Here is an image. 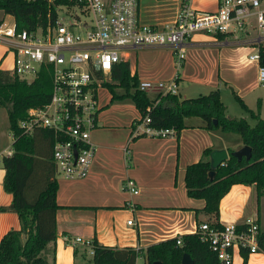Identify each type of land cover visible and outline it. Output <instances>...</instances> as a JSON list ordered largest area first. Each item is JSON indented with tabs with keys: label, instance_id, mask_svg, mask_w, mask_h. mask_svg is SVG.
Instances as JSON below:
<instances>
[{
	"label": "crops",
	"instance_id": "obj_1",
	"mask_svg": "<svg viewBox=\"0 0 264 264\" xmlns=\"http://www.w3.org/2000/svg\"><path fill=\"white\" fill-rule=\"evenodd\" d=\"M161 1L138 0L139 21L157 26L172 21L179 0H171L164 15L153 9ZM190 1L201 10L216 7V0ZM5 15L13 20L12 15L0 11V22L8 23ZM187 43L185 59L178 67L167 46L141 45L131 49L127 60L130 73L138 79L154 80H168L176 75L179 97L217 88L220 99L227 98L230 107L235 100L233 90L248 108L254 110L256 105L258 112L254 111L262 117L264 85L257 83L256 63L247 60V54L254 51L248 42L224 41L219 35L197 32ZM11 62L12 53L0 43V68L8 70ZM148 94L152 96L153 92ZM106 102H99L95 125L89 131L95 150L88 174L83 178H64L54 171L59 207L55 211L56 238L47 245V259L52 264H91L87 250L74 241L76 236L95 239L102 245L144 248L161 239L192 232L206 215L201 210L204 200L185 192V165L197 160L205 147L236 149L242 145L239 136L204 128L197 116L185 117V126L177 134L134 135V122L140 117L134 104ZM222 102L227 115L247 119L248 113L240 105V109L233 107L231 114L227 112L229 106ZM8 148L9 145L0 147V155ZM3 174L0 162V206L8 205L12 197L2 187ZM127 179L132 180L136 193L123 185ZM263 200L264 195L256 200L253 184L233 183L219 200L218 219L238 222L256 214L260 225L259 205ZM18 227L14 211L0 210V237L8 229ZM241 260L235 253L233 264H241ZM247 264H264V254H248Z\"/></svg>",
	"mask_w": 264,
	"mask_h": 264
},
{
	"label": "built area",
	"instance_id": "obj_2",
	"mask_svg": "<svg viewBox=\"0 0 264 264\" xmlns=\"http://www.w3.org/2000/svg\"><path fill=\"white\" fill-rule=\"evenodd\" d=\"M71 1L46 0L48 7H54V14L48 10L45 23L32 28L17 30L14 20L0 22V43L12 53L8 69L11 73L29 82L41 69L50 71L48 100L41 106L28 107L17 125L25 134L36 128L51 130L54 171L64 178H83L88 174L95 150L89 131L99 110L98 87L103 80H109L114 64L128 60L133 48L167 46L178 67L185 59L187 40L194 33L220 34L224 41H246L254 47L247 60L256 63L257 83L264 85V63L259 62L257 50L264 41V0H216L214 10H201L193 7L190 0H179L172 21L162 26L139 21L138 0ZM138 88L152 91L154 96L175 94L176 75L168 80L138 79ZM149 109L147 105L145 110ZM148 121V114L140 115L134 122L133 134H175L172 127L156 128ZM10 153L9 147L2 154ZM123 185L137 192L132 180L127 179ZM220 223L217 227L203 220L192 231L215 252L218 264H233L234 254L240 255L241 248H246L247 254H264L257 245L260 225L256 214L238 222ZM74 241L92 254L91 239L76 236ZM176 242H180L179 235Z\"/></svg>",
	"mask_w": 264,
	"mask_h": 264
},
{
	"label": "trees",
	"instance_id": "obj_3",
	"mask_svg": "<svg viewBox=\"0 0 264 264\" xmlns=\"http://www.w3.org/2000/svg\"><path fill=\"white\" fill-rule=\"evenodd\" d=\"M58 1L72 3L71 0H55ZM48 10L54 14V7H48L46 0H0V11L12 15L17 30L44 24ZM257 50L259 62L264 63V41ZM110 79L101 82L109 90L108 102L130 100L141 116L148 114L147 124L152 127H172L177 134L185 126V117L197 116L204 128L236 133L242 144L250 146L248 158L236 159L228 155L214 168L211 178L207 172L212 147L203 148L197 160L185 165V192L204 200L201 210L210 225L221 226L218 204L231 184H253L256 200L264 195V118L248 108L236 92L232 90L234 99L254 119L253 124L245 117L227 115L217 88L192 97H179L177 93L150 96L138 88V78L135 73H130L127 61L112 66ZM50 90V71L46 69H41L27 82L0 68V106L6 108L8 127L13 136L9 146L11 153L0 156L4 169L2 187L12 197L8 205L0 206V210L14 211L19 221L18 228H10L0 237V264H52L45 253L48 243H54L56 238L55 211L59 207L55 200L57 181L51 157L54 135L47 128H36L25 134L17 125L28 107L41 106L48 100ZM147 105L150 109L146 111ZM179 237L178 243L175 235L144 248L102 245L91 239L93 250L89 260L91 264H136V259L141 257L142 264H151L154 260L159 264H183L180 258L187 252L192 260L188 264L219 263L215 252L198 238L197 233H182ZM256 238L259 250L264 252V228L259 226ZM240 255L241 264H247V249L241 248Z\"/></svg>",
	"mask_w": 264,
	"mask_h": 264
},
{
	"label": "rangeland",
	"instance_id": "obj_4",
	"mask_svg": "<svg viewBox=\"0 0 264 264\" xmlns=\"http://www.w3.org/2000/svg\"><path fill=\"white\" fill-rule=\"evenodd\" d=\"M169 5L171 6V0H162L161 2H157L155 4V6L153 7V9H156V11L159 14H163L164 15L166 13V11L169 9ZM4 19H6L7 22H10L12 18H11V16L5 15ZM252 48L254 49V47H252ZM109 80L111 81L110 78H109ZM108 96H109V90L107 89V87L99 86L98 90H97L98 101L100 103L102 102V104L103 103L105 104V103H107L106 101H108ZM222 100H224L226 102L227 106H229V110L227 112L233 114V111H234L233 107H235V109H240L239 103L236 102L235 100H233V102L231 104V107H230V101L227 98H225L223 96ZM127 101L130 102V100H128V99H124V100L116 99V100H113L112 102H110L109 105L111 103H121V102H127ZM108 106L103 107L102 109H105ZM261 108H262L261 116H262V118H264V102L262 103ZM254 110H256L258 112V110L256 109V105L254 107ZM256 111H254V112H256ZM247 119L250 122V124L254 123V119L250 118L249 114L247 116ZM11 134H12V132L9 129L8 123H7L6 108L3 107V106H0V147H3V146L5 147V146H8V145L10 146V144H8V143H10V141L12 139ZM227 134L230 135V136H235V137L238 138V135L236 133L228 132ZM259 216H260V227L264 228V200L259 205ZM48 250L49 249L46 250V254H47L46 257H49V254H50V251H48ZM88 256H90L89 253H88ZM48 259H49L48 261L50 263V258H48ZM142 262L143 261H142L141 257L136 259V264H142Z\"/></svg>",
	"mask_w": 264,
	"mask_h": 264
},
{
	"label": "water",
	"instance_id": "obj_5",
	"mask_svg": "<svg viewBox=\"0 0 264 264\" xmlns=\"http://www.w3.org/2000/svg\"><path fill=\"white\" fill-rule=\"evenodd\" d=\"M262 61L264 62V57L262 58ZM213 122L216 123V119H213ZM251 149L250 146L247 144H242L236 149L227 150L225 147H219V148H212L209 151L208 154V160H209V170L207 172L208 177L211 178L214 174V168L221 164L228 155H233L236 157V159H240L242 156L245 158H248L250 156ZM181 263L188 264L191 263L192 260L187 252H183L180 258ZM151 264H159L158 260L152 261Z\"/></svg>",
	"mask_w": 264,
	"mask_h": 264
}]
</instances>
